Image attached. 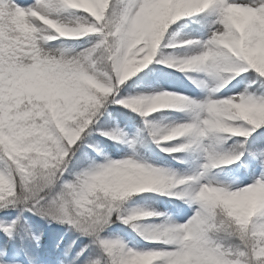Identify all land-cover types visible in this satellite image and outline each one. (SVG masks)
<instances>
[{
  "label": "snow or ice",
  "instance_id": "1",
  "mask_svg": "<svg viewBox=\"0 0 264 264\" xmlns=\"http://www.w3.org/2000/svg\"><path fill=\"white\" fill-rule=\"evenodd\" d=\"M0 264H264V0H0Z\"/></svg>",
  "mask_w": 264,
  "mask_h": 264
},
{
  "label": "trees",
  "instance_id": "2",
  "mask_svg": "<svg viewBox=\"0 0 264 264\" xmlns=\"http://www.w3.org/2000/svg\"><path fill=\"white\" fill-rule=\"evenodd\" d=\"M161 210H163V209H161ZM67 239V238H66ZM80 243V241H77V244H79Z\"/></svg>",
  "mask_w": 264,
  "mask_h": 264
}]
</instances>
